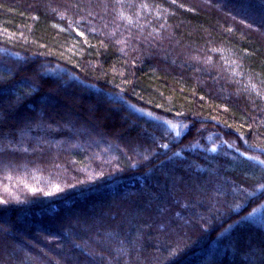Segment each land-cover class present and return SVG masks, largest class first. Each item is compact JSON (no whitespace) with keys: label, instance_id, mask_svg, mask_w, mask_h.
Here are the masks:
<instances>
[{"label":"trees","instance_id":"16d2710c","mask_svg":"<svg viewBox=\"0 0 264 264\" xmlns=\"http://www.w3.org/2000/svg\"><path fill=\"white\" fill-rule=\"evenodd\" d=\"M262 162L264 0H0V264H264Z\"/></svg>","mask_w":264,"mask_h":264},{"label":"rangeland","instance_id":"374dc122","mask_svg":"<svg viewBox=\"0 0 264 264\" xmlns=\"http://www.w3.org/2000/svg\"><path fill=\"white\" fill-rule=\"evenodd\" d=\"M66 97V96H65ZM70 99V98H69ZM72 99V98H71ZM73 100V99H72ZM73 101H75V99L73 100ZM89 208V207H88Z\"/></svg>","mask_w":264,"mask_h":264},{"label":"snow or ice","instance_id":"6c2138e0","mask_svg":"<svg viewBox=\"0 0 264 264\" xmlns=\"http://www.w3.org/2000/svg\"><path fill=\"white\" fill-rule=\"evenodd\" d=\"M166 147V146H165ZM262 163H264V162H262Z\"/></svg>","mask_w":264,"mask_h":264}]
</instances>
